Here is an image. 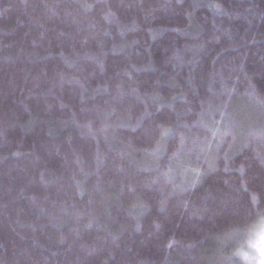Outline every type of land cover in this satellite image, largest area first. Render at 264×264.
<instances>
[{"label": "trees", "instance_id": "trees-1", "mask_svg": "<svg viewBox=\"0 0 264 264\" xmlns=\"http://www.w3.org/2000/svg\"><path fill=\"white\" fill-rule=\"evenodd\" d=\"M262 215L264 0H0V264H248Z\"/></svg>", "mask_w": 264, "mask_h": 264}, {"label": "rangeland", "instance_id": "rangeland-1", "mask_svg": "<svg viewBox=\"0 0 264 264\" xmlns=\"http://www.w3.org/2000/svg\"><path fill=\"white\" fill-rule=\"evenodd\" d=\"M241 234L245 235L243 237V242L247 241V238L251 236L248 238V250L245 252L251 257V259H247V263L261 264L262 260H264V256L261 255V252L258 249L264 248V244L260 242V237L264 235V215L260 216L255 223L248 226V228L245 231H242ZM251 242H256L257 248H253Z\"/></svg>", "mask_w": 264, "mask_h": 264}, {"label": "snow or ice", "instance_id": "snow-or-ice-1", "mask_svg": "<svg viewBox=\"0 0 264 264\" xmlns=\"http://www.w3.org/2000/svg\"><path fill=\"white\" fill-rule=\"evenodd\" d=\"M260 242H261L262 244H264V235H262V236L260 237ZM251 246H252L253 248H257V243H256V242H251ZM258 250L261 252V255L264 256V248H260V249H258ZM241 255H243L244 258H245L246 260H247V259H251V257H250L247 253H241ZM261 264H264V260H262Z\"/></svg>", "mask_w": 264, "mask_h": 264}, {"label": "bare ground", "instance_id": "bare-ground-1", "mask_svg": "<svg viewBox=\"0 0 264 264\" xmlns=\"http://www.w3.org/2000/svg\"><path fill=\"white\" fill-rule=\"evenodd\" d=\"M240 260V259H239ZM244 264V263H243Z\"/></svg>", "mask_w": 264, "mask_h": 264}]
</instances>
